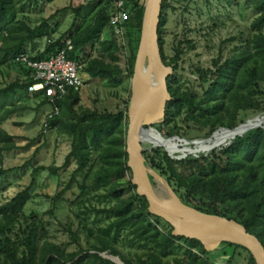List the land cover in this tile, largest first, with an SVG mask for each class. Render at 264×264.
Returning a JSON list of instances; mask_svg holds the SVG:
<instances>
[{
    "label": "trees",
    "instance_id": "1",
    "mask_svg": "<svg viewBox=\"0 0 264 264\" xmlns=\"http://www.w3.org/2000/svg\"><path fill=\"white\" fill-rule=\"evenodd\" d=\"M243 1L254 11L255 19L248 33L230 40V43L238 42L231 57L222 63L221 58L216 60L214 70H196L201 76L204 96L199 98L190 90L184 91L177 78L168 80L172 101L167 105L160 127L170 128V138L178 137V119L184 110L189 112L186 121L209 130V137L247 123L252 114H264V104L259 99L264 98V0ZM97 2L98 10L91 23L83 18V7L74 8L72 27L55 40L56 30L49 20L33 27L19 19L21 0H0V67L19 71L14 77L9 73L11 82L0 87V198L2 182L11 173L4 167L5 155L18 147L15 136L3 128L4 123L14 116L50 105L42 93H30V87L36 84L34 72L17 61L21 55H29V45L47 40L44 51L29 55L35 61H42L72 42L74 51L70 59L77 61L83 73L93 80L118 84L117 79L125 72L131 77L135 75L146 0ZM119 2L125 4L130 14L124 24L130 55L126 71L120 66V54L125 47L112 24ZM174 9L171 0L164 1L159 26L162 51L168 11ZM180 55L178 52V59ZM166 65L175 72L178 70L175 59ZM81 102L80 91H72L57 103L60 116L48 121L50 129L72 140L64 169L77 165L68 186L52 200L54 204L64 201L65 194L77 184L81 197L90 191L104 192L101 197L113 203L102 210L86 208L82 211L84 217L78 218L89 247L84 248L78 234L69 231L79 247L76 252H69L67 247L47 240L48 230L43 220L26 215L32 190L25 189L0 205V264H119L114 258L123 264H219L217 257L221 254L227 264H241L242 260L243 264H257L250 251L235 244L224 243L217 251L209 252L197 240L173 236V227L150 212L147 199L137 194L136 186L129 179L128 175H132L127 159L129 108L118 114L101 113L78 109ZM223 144L208 157L182 161L172 159L162 148H154L144 152L146 166L165 178L184 205L238 222L264 246V128ZM40 170L45 168L35 169V175ZM51 170L57 174L61 169ZM80 175H85L83 184L78 183ZM150 179L153 184L155 179L151 174ZM89 180L91 188L87 185ZM90 214L105 216L107 222L102 221L104 225L93 222L90 226L87 220ZM124 244L138 252L121 248Z\"/></svg>",
    "mask_w": 264,
    "mask_h": 264
},
{
    "label": "rangeland",
    "instance_id": "2",
    "mask_svg": "<svg viewBox=\"0 0 264 264\" xmlns=\"http://www.w3.org/2000/svg\"><path fill=\"white\" fill-rule=\"evenodd\" d=\"M21 1L22 10L19 19L27 21L33 27L49 20L50 26L56 30L55 40L62 38L72 27L76 13L74 8L83 7L82 16L87 23L93 21L98 10V0ZM171 4L175 9L168 11V24L163 36L164 54L162 55L166 64L172 63L175 59L178 63V70L175 72L173 67H169L172 69L169 80L172 81V79L177 78L184 91L190 90L195 96L202 98L205 89L201 76L195 73L196 70H214L216 60L221 58L222 63L231 57L234 49L238 46V42L230 43V40L248 33L256 15L243 0L231 2L228 0H171ZM119 40L125 47V50H122L120 54V66L126 71L130 57L128 40L125 36L126 45L121 38ZM46 43L47 40L43 39L37 41L35 45H29V55L33 56L44 51ZM178 52L181 53L179 59ZM91 53L97 56V53ZM18 72L17 70H10L8 67H0V87L11 82L9 73L14 77ZM150 76L152 79L150 89L152 90L155 88L156 82L153 83V76ZM133 79L134 77L126 72L117 79L118 84L89 78L85 87L80 90L82 102L78 109L83 108L113 114L125 111L127 107L130 109ZM259 99L264 104V98L260 97ZM54 110L52 105H48L38 111L14 116L4 123L3 128L15 136L18 147L15 151L5 155L4 167L11 170V173L2 182L0 205L6 204L25 189L31 188L32 199L25 209L26 215L43 220L48 230L47 240L67 247L69 252H76L79 247L73 242L69 231L78 234L79 243L84 248L89 247L86 234L81 226V220L78 218L84 217L82 211H85L86 208L102 210L110 207L113 202L101 197L104 192L90 191L87 196L81 197L82 192L76 184L72 190L65 194L64 201L54 204L52 198H55L68 186L72 174L77 169L76 164L64 169L66 158L71 151V138L60 134L56 129L46 127L48 116ZM187 115L189 112L184 110L178 119V137L176 138L169 137L171 131L169 127L162 125L161 128L158 124L155 126L157 130H154L161 132V135L168 142L169 148L177 152L174 157L186 159L205 157L210 152L203 149V143L214 139L216 136H222L227 131L220 130L209 137V130L203 129L195 123H188L186 121ZM247 121H253L252 123L256 125H264L261 123L264 121V114L258 116L252 114ZM222 144L221 146L224 145ZM221 146L219 145L218 148ZM142 147L143 150L145 149L144 152H151L154 148H162L149 143H143ZM162 149L166 152V149ZM194 152L198 153V156L195 157ZM38 168H45V170H40L35 175V169ZM56 168L61 170L54 174L51 169ZM150 174L155 179L153 186L161 199L181 202L174 189L169 186L159 172L151 168ZM84 182H86L85 175L78 176V183L83 184ZM87 185L91 188V180L87 181ZM87 220L90 226H93V222H107L105 216H98L97 214H90L87 216ZM124 247L125 244L121 248ZM129 248H126L129 252H138L136 249ZM217 262L227 264V259L221 254L217 257ZM239 262L243 264V260Z\"/></svg>",
    "mask_w": 264,
    "mask_h": 264
},
{
    "label": "water",
    "instance_id": "3",
    "mask_svg": "<svg viewBox=\"0 0 264 264\" xmlns=\"http://www.w3.org/2000/svg\"><path fill=\"white\" fill-rule=\"evenodd\" d=\"M164 1L147 0L146 3L141 44L133 79L132 99L126 121L128 124L127 159L128 167L132 171V175H128L129 179L136 186L137 194L147 199L150 212L173 227V236L197 240L209 252L217 251L224 243H232L250 251L257 264H264L263 244L238 222L202 213L184 205L182 202H180V208L173 207L174 205L171 202L161 199L150 179V171L146 166L144 157L145 149L143 150L136 143L138 130L144 128L156 129V125L164 122L167 105L172 101L168 89V80L172 69L167 67L164 61L159 38L160 17ZM145 72L147 75L153 76V83L156 82L155 88H152V90H159V92L143 99L141 96L143 94L142 86L144 85L143 75ZM149 86V83L144 86L147 95L149 94ZM159 93H161V96H158ZM253 121L226 131L237 132L241 128H247ZM261 123H264V121ZM259 128H264V125L260 124L253 128L248 127L246 131L236 134L231 140ZM159 133L161 134V132ZM166 152L174 160H186L184 157H173L167 150ZM211 153L205 157H208ZM113 260L123 264L120 259L114 258Z\"/></svg>",
    "mask_w": 264,
    "mask_h": 264
},
{
    "label": "built area",
    "instance_id": "4",
    "mask_svg": "<svg viewBox=\"0 0 264 264\" xmlns=\"http://www.w3.org/2000/svg\"><path fill=\"white\" fill-rule=\"evenodd\" d=\"M116 8L118 13L112 19V24L115 26L118 37L126 45L124 24L129 21L130 14L125 10L123 2L117 3ZM73 51L72 42H68L66 48L42 61H35L29 55H21L17 58L19 63L34 72L36 84L30 87V93H42L55 108L54 112L48 116L47 128H49L48 121L61 114L57 103L67 98L72 91L78 92L85 87L83 67L69 57Z\"/></svg>",
    "mask_w": 264,
    "mask_h": 264
},
{
    "label": "bare ground",
    "instance_id": "5",
    "mask_svg": "<svg viewBox=\"0 0 264 264\" xmlns=\"http://www.w3.org/2000/svg\"><path fill=\"white\" fill-rule=\"evenodd\" d=\"M143 79H144V85L142 86L143 87V94H142V98L143 99H146L148 96L152 95V94H157L156 92H159V90H156V91H153L150 89V86L148 88V95L145 93V84H148L150 85V81L152 80L151 79V76L150 75H147V73L145 72L144 75H143ZM158 96H161V93H159ZM257 127L259 126L258 124H249L248 127L250 128H253V127ZM247 128H241L240 130H238L237 132H230V131H227V132H224V134L222 136H216L214 139L212 140H209V141H205L203 143V149H207L208 152H212V150L214 148H217L219 145H221L224 141H227V140H230L232 139L233 137L236 136V134L238 133H241V132H244L246 131ZM238 138V137H237ZM136 143L139 145L140 148H143L142 147V144L143 143H149V144H154V145H158L166 150L169 151V153L174 157L177 152L172 150L171 148H169V145H168V142L165 140V138L159 133V131H156L154 129H143V130H138L137 132V136H136ZM185 154V153H184ZM198 153L194 152V155L195 157L198 156L197 155ZM172 201V200H171ZM170 202V201H169ZM174 206L173 207H181V204L179 202H177L176 200L175 201H172L171 202ZM179 207V208H180Z\"/></svg>",
    "mask_w": 264,
    "mask_h": 264
},
{
    "label": "crops",
    "instance_id": "6",
    "mask_svg": "<svg viewBox=\"0 0 264 264\" xmlns=\"http://www.w3.org/2000/svg\"><path fill=\"white\" fill-rule=\"evenodd\" d=\"M83 77H84V80L85 81H87L90 77H89V75H87V74H85V73H83Z\"/></svg>",
    "mask_w": 264,
    "mask_h": 264
}]
</instances>
